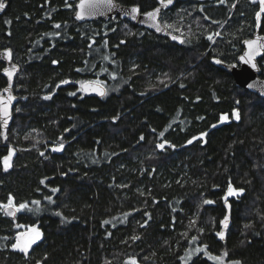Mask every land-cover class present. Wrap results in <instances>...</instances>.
Listing matches in <instances>:
<instances>
[{"label": "trees", "instance_id": "trees-1", "mask_svg": "<svg viewBox=\"0 0 264 264\" xmlns=\"http://www.w3.org/2000/svg\"><path fill=\"white\" fill-rule=\"evenodd\" d=\"M5 1L0 47L20 67V101L0 127V264H216L223 255L264 264V100L211 61L236 62L258 6L175 0L161 22L207 26L177 45L119 18L78 24V0ZM258 66L263 78L264 55ZM89 80L104 97L81 91ZM229 185L243 192L229 195ZM10 198L13 219L3 213ZM19 226L41 235L27 255L12 247Z\"/></svg>", "mask_w": 264, "mask_h": 264}, {"label": "water", "instance_id": "water-1", "mask_svg": "<svg viewBox=\"0 0 264 264\" xmlns=\"http://www.w3.org/2000/svg\"><path fill=\"white\" fill-rule=\"evenodd\" d=\"M0 2L4 3L5 7L3 10H0V16L3 14L5 8H6V1L5 0H0ZM157 5L147 11L141 12L139 6L137 5H122L119 4L116 0H113V4L115 7L112 10H108L102 5L96 8L95 10H88L91 11L93 14L89 15L88 11L85 12V19L84 20H77L75 18V15L78 11H80L78 5L80 4V0H78L75 4V9L73 12V19L78 23H84V22H90V21H96V20H113L115 18H119L122 20H126L127 22L131 23L134 26L144 28L152 33H154L157 36L164 37L166 38L169 42H173L177 45H183L184 43V37L179 34H175L171 32L160 20L161 12L169 9L171 6L174 5L175 0H172L171 4H167L166 0L165 3L162 4L161 0H156ZM248 2L251 5H257L259 10V0H256V2H253V0H248ZM133 7L139 8V14H132L131 9ZM156 9H159V12L157 13V19L155 21L150 20L147 16L146 13L148 12H153ZM102 13V14H101ZM262 14V13H261ZM261 18V15H260ZM260 18L257 19L256 17V27L255 31L252 34L251 37L245 39L242 41V51L241 53L237 56L236 62L234 63H226L224 61H221L217 58L213 59V64L216 65L217 67L221 68L223 71L228 73L233 81L234 84L252 94L257 95L261 99L264 100V79L261 78L260 76V68L258 66V60L262 58L264 55V50H261V54L256 56L255 59L249 63H245L244 60H242V57L246 58V54L249 51L248 45L245 43L248 40H253L257 41L259 40L260 42H264V34H260L259 32V25H260ZM157 26L159 27V30H157ZM175 37V39H173ZM10 51L11 52V59H9L6 56V52ZM216 61H220V63H216ZM255 63V67L252 66V64ZM0 64L2 65L1 69V75L5 78L6 80V85L5 87L0 91V96H2L4 99H7L8 95H12L15 97V99L12 101L10 105V112H11V118L9 119L8 125L6 128L0 126L2 129H8L13 121L14 115L13 111L17 103L20 101V97L17 96L14 93V81L17 75L20 72V67L19 65L14 62L13 60V54L12 51L9 47L1 48L0 47ZM15 68L16 71L13 73L11 81H9L8 76L5 74L7 71H12V69ZM101 83H97V81L89 80L85 81L81 84L80 89L85 95L97 97V98H102L105 95L101 96L97 93V91L94 90V88L98 87ZM83 85V88H82ZM249 85H252V87H249ZM103 91L106 93V88L104 85H102ZM5 89H9L8 92H5ZM165 146H168V143L163 142L162 143ZM3 213L13 219L16 215V208L11 205V207L5 206L3 208ZM11 213V214H9ZM227 217V219H225ZM229 217L225 216L221 224H223L225 221H228ZM228 225L225 227L222 226L220 232L217 235V239L219 241H223L226 238V232H227ZM220 233H223V239L220 238ZM139 264V263H136Z\"/></svg>", "mask_w": 264, "mask_h": 264}, {"label": "snow or ice", "instance_id": "snow-or-ice-1", "mask_svg": "<svg viewBox=\"0 0 264 264\" xmlns=\"http://www.w3.org/2000/svg\"><path fill=\"white\" fill-rule=\"evenodd\" d=\"M219 2L221 4H224L225 0H219ZM253 2H256V0H253ZM161 3L164 4L165 0H161ZM166 3L171 4L172 0H166ZM101 5L103 7H105L106 9H108L109 11L115 7V5L113 4V0H80V4L78 5L80 11H78L76 13L75 18L77 20H84L86 11H88L90 9L95 10L96 8H98ZM259 6H260V10L256 13L257 19L260 18L261 13H264V0H259ZM4 7H5L4 3L0 2V10H3ZM233 7H235V5H233ZM139 11L140 10L137 7H133L131 9L132 14H139ZM158 12H159V9H156L153 12L146 13V16L150 20L155 21L157 19V13ZM88 14L92 15L93 13L91 11H88ZM205 19H207V17H205ZM213 22L215 23L216 21H213ZM55 27L59 28L60 25L57 24V25H55ZM157 30H159L158 26H157ZM217 35H219V34L217 33ZM173 39H175V37H173ZM208 39L212 40V36H209ZM121 43H123V41H121ZM245 43L248 45L249 51L246 54V58L242 57L241 59L244 60L245 63H249V62L253 61L256 56L261 54V50H264V42H260L259 40H257V41L248 40ZM89 47H91V45H89ZM6 56L9 59H11V52L10 51L6 52ZM105 59H107V57H105ZM53 63H56V62L54 61ZM216 63H220V61H216ZM252 66L255 67V63H253ZM15 71H16V69L13 68L12 71H7L5 73L8 76L9 81H11L13 73ZM65 83H67V82L65 81ZM97 83L99 84V82H97ZM249 87H252V85H249ZM82 88H83V85H82ZM94 90L97 91V93L101 96L106 94L103 91L102 84H100L98 87L94 88ZM4 91L8 92L9 89H5ZM70 95H75V93H70ZM50 98L51 97H45V99H50ZM14 99H15V97H13L10 94L8 95L7 99H4L2 96H0V126H2L4 128L7 127L9 119L11 118L10 105ZM18 110L19 109H17V111ZM236 118L239 119L238 113H236ZM213 127H215V125H213ZM205 135H207V133H202L201 138H203V136H205ZM141 139H143V137H141ZM188 143H192V141L189 140ZM158 147L163 148L164 145L160 144V145H158ZM62 148H63V144H61L59 146V148H54L53 151H59ZM12 154H13V151L11 149H9V154L3 158V164H4V170L5 171H7L8 168L11 167L10 160H11ZM41 155H43V153H41ZM228 192H229V194L238 195V194L243 192V189H234L231 185H229ZM204 203L210 204V203H212V201L205 200ZM8 207H11V198H10ZM26 207H27V205H25V204L19 205V208H26ZM9 214H11V213H9ZM57 215H60V213H57ZM225 219H227V217ZM105 223H107V221ZM246 227H247V225H246ZM33 232L35 234L30 239L25 240V241H21L20 238L17 237V243L13 244L12 247L14 249H18L20 252L27 255L28 250L31 247V245L36 243V241L40 238L39 232L35 231V229H33ZM219 235H220V238L223 239V233H220ZM136 239H138V237ZM226 255H227V253H225V256ZM129 264H136V261L132 260L129 262ZM232 264H240V262L235 261V262H232Z\"/></svg>", "mask_w": 264, "mask_h": 264}, {"label": "rangeland", "instance_id": "rangeland-1", "mask_svg": "<svg viewBox=\"0 0 264 264\" xmlns=\"http://www.w3.org/2000/svg\"><path fill=\"white\" fill-rule=\"evenodd\" d=\"M179 20L180 19H178V24H179ZM193 21V23L195 24V25H192V26H187V28H179V26L181 27V25H183V23H180L181 25H175V28L174 29H172L171 27H169L170 25L168 24V23H165V21H162L167 27H169V28H171L172 29V31L173 32H175V34H179V35H190V36H192L193 34H195L196 33V31H201L204 27H206L207 28V26H205V23L204 22H200L199 21V19H197V20H192ZM197 21V22H196ZM183 22V21H182ZM216 33H219V29H218V31L216 32ZM214 40V39H213ZM213 41L211 40V43H212ZM213 59L214 58H211V61H213ZM263 79H264V77H263ZM167 80H169V73L168 72H164V73H159L158 75H157V78H156V80L155 81H157V83H165ZM81 85V83L79 84V86ZM235 117H236V115H234ZM234 117V118H235ZM222 118L223 119H221V121L222 122H228L229 121V119H228V117L227 116H222ZM162 144V143H161ZM160 145V144H159ZM12 151H13V154H12V157H11V160H10V164H11V162H12V158H13V156H14V154H15V150L11 147L10 148ZM9 154V150H8V153H7V155ZM6 155V156H7ZM1 164H2V169L4 170V164H3V159H2V162H1ZM9 169V168H8ZM229 195H236V194H229ZM227 225V221H225L224 223H223V227H225ZM18 228V230H17V233H16V241H15V243H17V237H19L20 238V240L21 241H25V240H28V239H30L35 233L33 232V229H35V231H37V232H39V230L37 229V227H35V226H19V227H17ZM220 231H217L216 232V234H218ZM40 233V232H39ZM40 238H41V235H40ZM40 238L37 240V241H39L40 240ZM36 241V242H37ZM14 243V244H15ZM18 250V249H17ZM19 251V250H18ZM214 261H215V263L216 264H232V262H229L228 260H225L224 259V255L223 256H218V257H213L212 258Z\"/></svg>", "mask_w": 264, "mask_h": 264}]
</instances>
